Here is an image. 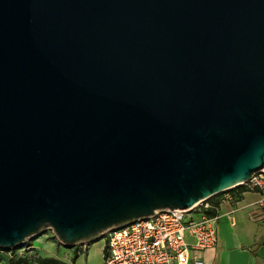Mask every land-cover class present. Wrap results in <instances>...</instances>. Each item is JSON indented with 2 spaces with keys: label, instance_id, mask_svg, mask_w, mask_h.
<instances>
[{
  "label": "water",
  "instance_id": "obj_1",
  "mask_svg": "<svg viewBox=\"0 0 264 264\" xmlns=\"http://www.w3.org/2000/svg\"><path fill=\"white\" fill-rule=\"evenodd\" d=\"M264 168V0H0V249L66 247Z\"/></svg>",
  "mask_w": 264,
  "mask_h": 264
},
{
  "label": "built area",
  "instance_id": "obj_2",
  "mask_svg": "<svg viewBox=\"0 0 264 264\" xmlns=\"http://www.w3.org/2000/svg\"><path fill=\"white\" fill-rule=\"evenodd\" d=\"M241 185L258 189L261 193L258 204L264 208L263 168L241 183L206 196L189 208L157 211L108 231L105 234L103 264H214L206 263L201 252L213 248L216 243L215 221L219 216L216 213L219 203L236 199L231 194L220 199L216 197ZM30 241L19 249L30 247ZM87 243L79 244L81 251L86 249ZM15 250L7 251H13V257Z\"/></svg>",
  "mask_w": 264,
  "mask_h": 264
},
{
  "label": "crops",
  "instance_id": "obj_3",
  "mask_svg": "<svg viewBox=\"0 0 264 264\" xmlns=\"http://www.w3.org/2000/svg\"><path fill=\"white\" fill-rule=\"evenodd\" d=\"M228 194L236 199L219 203L216 211L219 216L215 221L216 243L213 248L202 251V257L206 263L214 264H264V208L258 204L260 191L242 186L216 198ZM94 242L97 243L92 244ZM105 245L104 235L88 242L84 251L80 250L79 244L68 247L72 252L66 261L71 264H103L102 261L87 262V259L91 258L92 250L103 258ZM73 254H76L74 259L71 258Z\"/></svg>",
  "mask_w": 264,
  "mask_h": 264
},
{
  "label": "rangeland",
  "instance_id": "obj_4",
  "mask_svg": "<svg viewBox=\"0 0 264 264\" xmlns=\"http://www.w3.org/2000/svg\"><path fill=\"white\" fill-rule=\"evenodd\" d=\"M51 233H52L51 230L49 229L45 230V232H43L36 238L31 239L32 245L30 247H24V249H19L18 247L14 251V254L15 255H24V254L32 255V253L37 252L40 255H55L58 258L65 260V261L67 259H70L72 250H70V248L65 247L63 245H58L56 243L55 238L52 236ZM102 239L100 241H102ZM95 243L97 242H94L92 244H95ZM0 253H1L0 264H9L8 258L12 259L13 257H15V255L13 257L11 256L13 251L8 252L7 250L2 249ZM90 260L94 262L102 261L103 263V258L101 257L100 253L93 252V250L91 253V258L88 257L87 262H89Z\"/></svg>",
  "mask_w": 264,
  "mask_h": 264
},
{
  "label": "trees",
  "instance_id": "obj_5",
  "mask_svg": "<svg viewBox=\"0 0 264 264\" xmlns=\"http://www.w3.org/2000/svg\"><path fill=\"white\" fill-rule=\"evenodd\" d=\"M241 187H242V185L238 186V187H236L234 189L241 188ZM234 189H232V190H234ZM52 236L55 237L54 235H52ZM31 242H32V240L30 242H28V243H31ZM56 242L59 243L60 245H62L57 240V238H56ZM1 250L2 249H0V252H1ZM75 257H76V254H73L71 258L74 259ZM0 258H1V253H0ZM8 260H9L8 261L9 264H71V263H68L65 260H62V259L58 258L57 256H54V255H40L37 252L32 253V255L24 254V255H20V256H15L12 259L8 258Z\"/></svg>",
  "mask_w": 264,
  "mask_h": 264
}]
</instances>
